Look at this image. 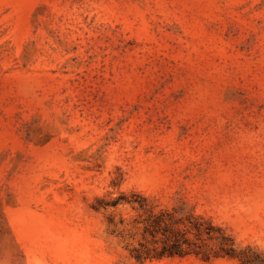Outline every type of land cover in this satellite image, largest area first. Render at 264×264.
I'll return each instance as SVG.
<instances>
[{"label":"rangeland","instance_id":"374dc122","mask_svg":"<svg viewBox=\"0 0 264 264\" xmlns=\"http://www.w3.org/2000/svg\"><path fill=\"white\" fill-rule=\"evenodd\" d=\"M0 264H264V0H0Z\"/></svg>","mask_w":264,"mask_h":264},{"label":"trees","instance_id":"16d2710c","mask_svg":"<svg viewBox=\"0 0 264 264\" xmlns=\"http://www.w3.org/2000/svg\"><path fill=\"white\" fill-rule=\"evenodd\" d=\"M192 228L195 229L197 232H200L198 226L196 224L192 225ZM211 228V227H210ZM207 234V233H206ZM220 250L223 252V254L227 256H236L239 257L238 253H236L235 249L233 248V243L230 238L221 236L220 242ZM178 251L175 249V245L170 246L169 248H166V245L162 247V249L158 252L156 256H163V255H172L176 254ZM141 253H135L133 254V257L137 261H142L144 257Z\"/></svg>","mask_w":264,"mask_h":264}]
</instances>
